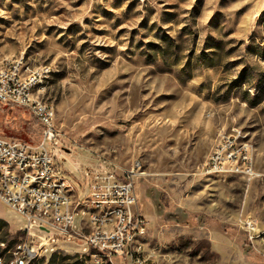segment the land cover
I'll return each mask as SVG.
<instances>
[{"label":"rangeland","instance_id":"1","mask_svg":"<svg viewBox=\"0 0 264 264\" xmlns=\"http://www.w3.org/2000/svg\"><path fill=\"white\" fill-rule=\"evenodd\" d=\"M19 56L49 66L33 95L54 108L50 149L76 196L93 169L137 167L150 264H264V0H0V60ZM232 127L259 176L194 174ZM41 129L0 105V136L35 145ZM0 219L26 239L1 203ZM52 248L33 264L80 250Z\"/></svg>","mask_w":264,"mask_h":264},{"label":"built area","instance_id":"2","mask_svg":"<svg viewBox=\"0 0 264 264\" xmlns=\"http://www.w3.org/2000/svg\"><path fill=\"white\" fill-rule=\"evenodd\" d=\"M49 73V66L23 64L21 56L0 60V105L22 107L42 126V137L35 145L0 136V203L24 219L26 232V239L9 251L12 263L0 256V264H33L57 242L79 246L78 255L85 264H150L144 245L148 224L137 209L134 187L137 167L93 169L86 192L76 196L73 183L56 164L50 149L56 139L54 108L28 97L32 83H39L43 90L41 78ZM253 151L245 134L232 127L224 137H216L194 174L222 181L235 177L248 183L259 176ZM8 160H19L20 171L7 170ZM32 178L56 181V188L33 189ZM85 202L113 205V213L83 214ZM245 224L248 232L255 231L251 221Z\"/></svg>","mask_w":264,"mask_h":264},{"label":"bare ground","instance_id":"3","mask_svg":"<svg viewBox=\"0 0 264 264\" xmlns=\"http://www.w3.org/2000/svg\"><path fill=\"white\" fill-rule=\"evenodd\" d=\"M22 63V60H21ZM42 83V78H41ZM39 88V83H32V90H28L29 99H38L33 95V92ZM225 134H219L218 137H224ZM7 170L12 172L20 171V163L19 160H8L7 162ZM56 188V181H49L48 178H32V188L40 189V188ZM113 213V205L106 206H98V204H94L92 202H85L83 206V214H93V215H105ZM5 263H12V256H9Z\"/></svg>","mask_w":264,"mask_h":264},{"label":"trees","instance_id":"4","mask_svg":"<svg viewBox=\"0 0 264 264\" xmlns=\"http://www.w3.org/2000/svg\"><path fill=\"white\" fill-rule=\"evenodd\" d=\"M0 224H6L5 220L0 219ZM2 236L3 235L0 236V244L3 245L2 248L0 246V256L4 257V259L7 260L9 258V251L12 248L14 242L9 241ZM45 264H85V262L83 258L78 254L69 256L60 254V252L55 251L49 255Z\"/></svg>","mask_w":264,"mask_h":264}]
</instances>
